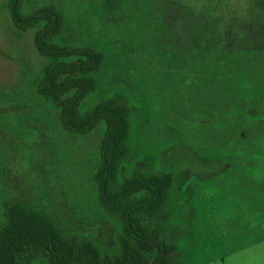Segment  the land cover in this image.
I'll use <instances>...</instances> for the list:
<instances>
[{
  "label": "rangeland",
  "instance_id": "374dc122",
  "mask_svg": "<svg viewBox=\"0 0 264 264\" xmlns=\"http://www.w3.org/2000/svg\"><path fill=\"white\" fill-rule=\"evenodd\" d=\"M140 2L27 0L24 9L54 5L65 18L60 43L102 51L96 89L80 112L110 97L131 109L129 152L114 186L139 164L173 174L168 204L145 224L175 245V264H264V0L233 11V31L250 33L255 44L252 57L229 55L225 64L150 45L155 17H132ZM6 3L0 0V216L19 199L63 233L114 252L116 222L97 205L93 180L103 124L84 136L62 129L58 110L37 92L48 60L34 48V30L13 26ZM223 70L240 72L237 105L256 136L245 130L241 140L242 129H234Z\"/></svg>",
  "mask_w": 264,
  "mask_h": 264
},
{
  "label": "trees",
  "instance_id": "16d2710c",
  "mask_svg": "<svg viewBox=\"0 0 264 264\" xmlns=\"http://www.w3.org/2000/svg\"><path fill=\"white\" fill-rule=\"evenodd\" d=\"M26 2L7 0L6 10L19 32L34 30V48L48 60L42 69L38 94L58 110L61 127L67 133L84 136L103 124L93 180L97 205L116 222L117 249H99L90 239L78 240L65 234L48 214L12 199L0 216V264H175V245L145 224L168 204L173 174L146 171L147 167L139 164L114 186L129 152L131 109L126 102L110 97L80 112L82 102L96 89V74L104 55L88 44L60 43L66 29L61 11L52 4L25 10ZM246 4L245 0H141L135 3L132 17L143 18L144 22L149 16L155 17L150 19L153 30L148 41L162 53L200 52L207 62L225 64L231 61L229 55L251 56L254 37L250 33L236 34L231 25L233 11H245ZM223 73L228 84L219 88L225 97L224 106L235 112L234 129H242L241 140L248 137L247 133L244 136L245 130L248 134L252 130L256 136L255 124L242 117L237 105L240 72Z\"/></svg>",
  "mask_w": 264,
  "mask_h": 264
}]
</instances>
